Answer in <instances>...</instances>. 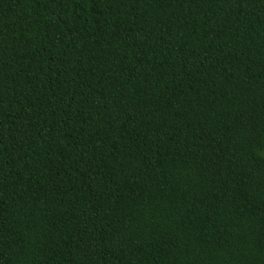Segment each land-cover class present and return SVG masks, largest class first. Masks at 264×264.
<instances>
[{
    "label": "trees",
    "instance_id": "trees-1",
    "mask_svg": "<svg viewBox=\"0 0 264 264\" xmlns=\"http://www.w3.org/2000/svg\"><path fill=\"white\" fill-rule=\"evenodd\" d=\"M0 264H264V0H0Z\"/></svg>",
    "mask_w": 264,
    "mask_h": 264
}]
</instances>
